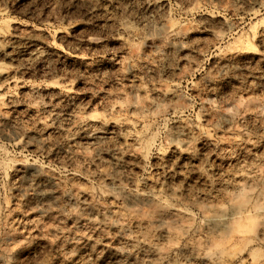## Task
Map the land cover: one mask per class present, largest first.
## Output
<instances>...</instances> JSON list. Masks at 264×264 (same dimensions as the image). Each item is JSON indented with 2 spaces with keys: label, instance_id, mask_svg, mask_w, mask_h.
I'll return each instance as SVG.
<instances>
[{
  "label": "rangeland",
  "instance_id": "obj_1",
  "mask_svg": "<svg viewBox=\"0 0 264 264\" xmlns=\"http://www.w3.org/2000/svg\"><path fill=\"white\" fill-rule=\"evenodd\" d=\"M216 4L217 14L213 15L210 10H200L202 0H0V97L6 105L0 107L6 114L0 116V125L35 124L41 130L28 131L16 148L35 154L34 162L14 165L6 183L0 182V202L7 201L6 212L0 215V246L11 249L0 264H143L156 258L147 245L133 252L131 241L107 235L90 221L67 215L63 206L74 205L76 200L64 195V190L71 185L73 193L80 192L81 203L91 200L85 169L78 173L76 168L84 159L80 151L88 152L97 140L111 138L118 131L114 123L104 125L101 120L106 103L111 102L116 109L113 91L121 82L140 83V68L124 71L133 50L144 57L143 63L162 48L175 55L171 41L166 42L160 31L165 25L174 29L183 21L190 30L188 40L213 43L217 26L225 31L230 27L236 51L220 66H237V76H247L249 85H257L244 94L245 99L264 95V9L260 0H216ZM205 47L181 50V55L204 61ZM187 63L182 60L180 67L187 70ZM217 66V57L207 59L209 70ZM240 85V80L229 77L221 85L222 93L230 95ZM197 94L193 89L192 95ZM216 95L209 92L208 98ZM82 116L95 119L82 130L72 128ZM244 119L252 128L255 117L249 114ZM241 127L237 125L236 130ZM67 128L75 135L69 137L64 131ZM217 135L229 141L232 134ZM45 137L54 142L41 145ZM197 147L199 155L173 147L166 157L181 182L189 179L184 175L186 169L204 165L207 141ZM101 155L112 159L108 153ZM209 163L215 165L214 171H231L235 161L214 153ZM100 165V160L90 165L93 176ZM57 168L66 170V175ZM199 181V175L192 173L188 186ZM238 224L244 228H237ZM238 224L237 230H248L247 225ZM158 235L162 243H172L163 239L167 232Z\"/></svg>",
  "mask_w": 264,
  "mask_h": 264
},
{
  "label": "clouds",
  "instance_id": "obj_2",
  "mask_svg": "<svg viewBox=\"0 0 264 264\" xmlns=\"http://www.w3.org/2000/svg\"><path fill=\"white\" fill-rule=\"evenodd\" d=\"M202 3L201 11L217 14L216 0ZM260 3L264 9V0ZM160 31L166 42L171 41L175 55L166 54L162 48L143 63L144 57L137 51L130 54L124 71L140 68V83L121 82L113 91L116 109L111 102L106 103L101 120L104 125L114 123L118 131L111 138L97 140L86 153L81 149L84 159L76 165L78 173L85 169L92 198L81 203L80 192L73 193L69 185L64 195L73 196L76 203L63 208L67 215L88 220L107 235L131 241L133 252L147 245L156 258L143 264H264V95L245 99L244 94L257 85H249L247 76H237V66H220L230 61V52L236 51L232 46L235 33L230 27L225 31L217 26L214 43L188 40L190 30L183 21L174 29L165 25ZM202 44L206 45L204 61L181 55V50L199 51ZM210 57L218 60V66L211 70L206 67ZM182 60H187V70L180 67ZM229 77L241 82L230 95L221 89ZM193 89L198 93L195 96ZM209 92L218 95L208 98ZM0 107H6L3 97ZM249 114L255 117L252 128L244 119ZM91 119L95 117L82 116L72 128L82 130ZM44 124L49 126L47 120ZM237 125L242 126L240 131ZM72 128L64 129L69 137L75 135ZM30 130L41 131L35 124L13 128L0 125V182L6 183L14 165L34 162L35 154L16 150ZM217 133L232 135L225 141ZM202 141H207L208 149L204 165L184 173L189 179L197 173L200 181L189 187V179L179 181L166 157L173 147L181 153L199 155L197 144ZM49 142H54L52 137L40 143ZM224 143L228 147L222 148ZM102 153L112 159H103ZM214 153L235 161L231 171L213 170L215 165L209 159ZM97 160L101 165L93 176L90 165ZM56 170L66 175L63 168ZM6 203V199L0 202V215L6 212ZM238 223L247 225L248 230H237ZM161 231L167 232L163 239H170L171 244L161 242ZM10 251L0 246V259H6Z\"/></svg>",
  "mask_w": 264,
  "mask_h": 264
},
{
  "label": "bare ground",
  "instance_id": "obj_3",
  "mask_svg": "<svg viewBox=\"0 0 264 264\" xmlns=\"http://www.w3.org/2000/svg\"><path fill=\"white\" fill-rule=\"evenodd\" d=\"M101 1H105V0H101ZM78 119V118H77ZM84 127V126H83ZM33 165V164H32ZM242 225V224H241ZM240 224H238L237 226V228H239V227H242V229L244 228L243 226H241ZM248 229V228H247ZM239 231H241V230H239ZM244 231H246V230H244Z\"/></svg>",
  "mask_w": 264,
  "mask_h": 264
}]
</instances>
